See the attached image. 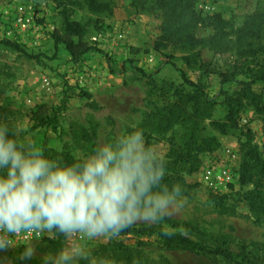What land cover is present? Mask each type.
<instances>
[{
	"label": "rangeland",
	"instance_id": "obj_1",
	"mask_svg": "<svg viewBox=\"0 0 264 264\" xmlns=\"http://www.w3.org/2000/svg\"><path fill=\"white\" fill-rule=\"evenodd\" d=\"M98 1L108 3L111 12L92 13L85 0H0V13L18 5L31 6L41 29L20 36L11 27L13 35L7 39L4 33L9 27L0 20V41H12L40 57V62L31 60L0 45V108L17 140L40 149L47 157L68 153L76 160L91 154L101 140L114 138L124 125H136L148 145L163 154L165 163L174 162V150L188 154L184 166L194 165L198 170L186 175V180L198 186L183 195V208L161 222L134 224L182 234L210 251L227 249L241 264H264V215L251 211L246 195L253 187L240 184L239 176L246 145L257 146L264 158V115L245 105L237 130L224 135L214 125L224 123L227 114L221 92L235 96L241 89L238 83L223 86L220 74L234 72L238 81H249L264 63V0H201L196 5L198 13L220 16L223 29L208 23L199 31L206 41L203 46L159 51L155 42L161 35V17L136 14L131 0ZM65 9L72 12L71 20L91 23L85 41L98 49L79 64L71 61L64 46L55 50L52 34L63 27ZM182 71L201 85L212 110L196 124L190 119V110L186 116L177 113V123L164 131L160 123L172 113L174 90L190 92L183 84ZM68 87L76 95L87 96L68 101L58 116L56 130L47 125L37 127L36 114L53 116ZM254 90L264 104V84H255ZM192 133L198 140L217 138L219 147L197 155L186 147ZM212 167L232 172L233 182L227 189L214 191L204 182L205 170ZM74 242L85 244L96 264H228L213 254L168 251L155 236L85 240L82 235L65 239L50 233L31 243L36 253L29 264H41L44 255ZM22 250L0 253V264H15Z\"/></svg>",
	"mask_w": 264,
	"mask_h": 264
},
{
	"label": "clouds",
	"instance_id": "obj_2",
	"mask_svg": "<svg viewBox=\"0 0 264 264\" xmlns=\"http://www.w3.org/2000/svg\"><path fill=\"white\" fill-rule=\"evenodd\" d=\"M164 177L163 154L134 124L69 164L19 142L0 122V253L27 234L96 240L117 237L136 222L159 223L185 204L181 186L169 187ZM35 253L25 244L15 264H29ZM41 264L96 261L85 244L74 242L44 255Z\"/></svg>",
	"mask_w": 264,
	"mask_h": 264
},
{
	"label": "trees",
	"instance_id": "obj_3",
	"mask_svg": "<svg viewBox=\"0 0 264 264\" xmlns=\"http://www.w3.org/2000/svg\"><path fill=\"white\" fill-rule=\"evenodd\" d=\"M85 1L92 13L102 14L111 12V7L108 3H101L98 0ZM199 1L201 0H131V7L136 14L147 13L161 17V35L155 42L156 50H166L169 48L184 49L185 47L194 48L205 44L206 41L199 36V31L205 28L208 23L214 22L217 24L218 29L219 27L223 29V22L220 16L204 17L202 14L198 13L196 5ZM71 14L72 12L70 10L65 9L63 11V27L61 29H55L52 38L54 40L56 52L60 46H64L71 61L74 64H79L82 58L91 52L98 51V49L85 41V36H87L89 32L91 23L82 24L73 21L71 20ZM0 45L9 47L28 59L40 62L39 56L28 54L17 43L9 40H1ZM132 52H134L133 54L137 53L135 51ZM236 76L234 72L220 74L223 86L231 83H238L241 86V89H239V92L235 96H230L224 91L221 92L223 96V105L226 108L227 114L224 123L215 122L214 125H216L218 130L224 135L239 128V115L241 109L245 105L252 107L257 114L264 115L263 98L254 90L255 84H264V63L258 71L248 77L249 81H238ZM181 77L183 84L190 92L185 94L183 91H180V89L174 90V97L176 100L174 105H172V113L170 116L166 115L162 122L160 121V124H164L165 126L163 128L164 131L177 123L180 118L174 117L177 113L186 116L187 111L190 110V119H193L194 124H196L197 121L201 119L202 115L207 114L210 116V111L212 110V106H210L211 101L208 100L201 85L191 81L183 71L181 72ZM74 96L85 97L87 95L85 93L76 95L73 88L68 87L64 92L62 106L55 110L53 116L43 118L40 113L36 114L38 122L37 127L47 125L56 130L59 114L66 110L68 101ZM201 97L204 98L203 101ZM208 105L209 107H207ZM1 119H4L3 123L8 125L10 132L13 133L17 139L16 131L9 124L7 117H4L3 111L0 108V122L2 121ZM186 147L196 150L198 155L215 151L219 147V142L215 137H202L198 140L196 134L192 133ZM174 156V162L165 163L164 183L169 187L178 184L182 188L183 195H189L190 191L194 190L198 185L189 184L186 180V175H192L198 170V167L194 165H191L189 168L185 167L187 165L186 157L188 154H184L183 151L174 150ZM48 158L60 160L61 162L69 164L75 161L68 153L49 155ZM239 176L240 184L253 187L246 195V201L251 211L264 215V158L257 146H245L239 169ZM214 199L218 200L219 198L214 197ZM119 236L136 237L140 240L142 238L155 236L160 241L159 243L162 244V247L168 251L192 252L202 255L213 254L222 257L228 264H241L234 259L232 252L227 249L210 251L207 247L194 242L182 234L166 232L160 228L132 224L121 232Z\"/></svg>",
	"mask_w": 264,
	"mask_h": 264
},
{
	"label": "built area",
	"instance_id": "obj_4",
	"mask_svg": "<svg viewBox=\"0 0 264 264\" xmlns=\"http://www.w3.org/2000/svg\"><path fill=\"white\" fill-rule=\"evenodd\" d=\"M0 20L1 22H6L7 24H5V26L9 27L4 33L7 39H10L13 35L11 27L17 34H37L41 31L35 23L33 8L31 6L18 5L13 8L2 10L0 13ZM204 182L214 191H220L221 189H227L231 185L233 182V175L226 167L218 169L212 167L205 170ZM47 236L48 233L45 232L41 233L39 236L27 234L22 237H17L13 248L24 247L27 243L40 241Z\"/></svg>",
	"mask_w": 264,
	"mask_h": 264
}]
</instances>
